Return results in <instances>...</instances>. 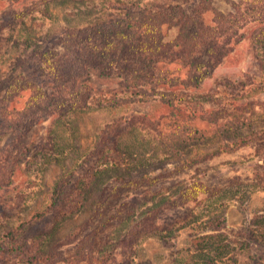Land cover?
<instances>
[{"label": "rangeland", "instance_id": "374dc122", "mask_svg": "<svg viewBox=\"0 0 264 264\" xmlns=\"http://www.w3.org/2000/svg\"><path fill=\"white\" fill-rule=\"evenodd\" d=\"M209 1L229 12L239 0ZM196 2L0 0V264H264L260 24L241 29L199 87L143 92L90 68L78 81L87 106L52 113L68 100L49 67L56 55L39 53L64 52L68 28L116 20L122 4L190 12ZM203 19L213 24L210 11Z\"/></svg>", "mask_w": 264, "mask_h": 264}, {"label": "trees", "instance_id": "16d2710c", "mask_svg": "<svg viewBox=\"0 0 264 264\" xmlns=\"http://www.w3.org/2000/svg\"><path fill=\"white\" fill-rule=\"evenodd\" d=\"M232 11L222 12L209 0H197L190 12L177 7L152 10L147 7L122 4L123 16L78 28H68L63 39L64 52L39 53L55 60L49 65L57 83V94L67 97L66 106L56 107L61 117L71 110L87 106L86 84L78 83L87 69L97 68L104 76L120 75L128 87L139 91L155 92L161 88H174L183 84V89L196 88L212 75L221 62L242 41L241 29L251 24H260L254 40L264 44V0H239L231 4ZM178 8V15L172 12ZM210 11L212 23L207 24L203 15ZM174 28L176 35L166 39V29ZM48 59V58H47ZM177 63L189 70L182 80L163 72L160 64ZM62 105V104H60ZM54 109L53 111H55ZM220 115V112H211ZM27 115H31L27 112ZM204 115V114H203ZM202 115V116H203ZM36 119L33 117L31 123ZM219 118L215 120V124ZM191 138H202L200 133ZM246 138L227 143L224 149L241 146ZM244 145V144H243ZM216 152L192 160L190 165L208 159Z\"/></svg>", "mask_w": 264, "mask_h": 264}]
</instances>
